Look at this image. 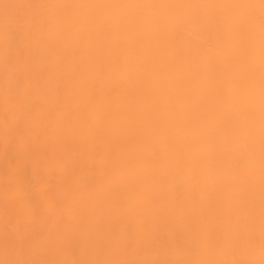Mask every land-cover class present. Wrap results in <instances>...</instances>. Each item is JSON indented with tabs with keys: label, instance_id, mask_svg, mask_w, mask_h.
<instances>
[{
	"label": "bare ground",
	"instance_id": "obj_1",
	"mask_svg": "<svg viewBox=\"0 0 264 264\" xmlns=\"http://www.w3.org/2000/svg\"><path fill=\"white\" fill-rule=\"evenodd\" d=\"M0 264H264V0H0Z\"/></svg>",
	"mask_w": 264,
	"mask_h": 264
}]
</instances>
